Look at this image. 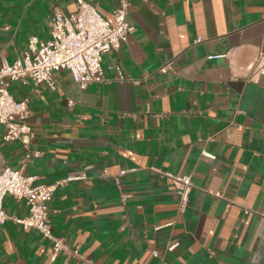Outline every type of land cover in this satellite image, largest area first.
Masks as SVG:
<instances>
[{
  "label": "crops",
  "instance_id": "crops-1",
  "mask_svg": "<svg viewBox=\"0 0 264 264\" xmlns=\"http://www.w3.org/2000/svg\"><path fill=\"white\" fill-rule=\"evenodd\" d=\"M85 1L104 17L119 6ZM128 2L134 31L103 56V82L81 89L65 70L53 75L59 90L9 82L10 95L27 101L30 149L41 155L26 161L0 125V168L48 186L75 177L56 185L48 216L52 235L80 258L55 256L38 231L23 230L14 219L28 207L7 196L0 264H258L264 0ZM55 9L72 15L76 1L0 0V63H12L31 37L47 41ZM166 174L191 179L183 212Z\"/></svg>",
  "mask_w": 264,
  "mask_h": 264
},
{
  "label": "built area",
  "instance_id": "built-area-1",
  "mask_svg": "<svg viewBox=\"0 0 264 264\" xmlns=\"http://www.w3.org/2000/svg\"><path fill=\"white\" fill-rule=\"evenodd\" d=\"M75 1L76 12L72 15H65L59 9L53 11L49 20L50 38L47 41L31 37L26 50L12 63L4 60L0 63V125L4 128L3 141L19 142L25 150L26 161L38 158L41 153L30 149L33 133L26 122L27 101H17L10 95L9 82L27 84L32 81L35 85L45 84L50 89L59 90L53 75L65 70L70 72L81 89L91 83H101L104 81L101 66L103 56L110 51H117L134 31L126 21L128 0H119V6L107 17L85 0ZM167 69L166 65L159 72L164 73ZM255 71L264 75V53L259 55ZM117 73L119 80H122L118 68ZM72 106L70 101L68 107ZM204 156L215 159L208 153H204ZM124 174L125 171H121L119 176ZM165 176L175 186L179 195L178 210L183 212L193 188L191 179L170 174ZM73 179L75 177H69L56 185ZM56 185L41 184L39 177L24 176L7 166L0 168V225L9 219L3 208L4 199L10 196L16 201H24L28 207V216L21 220L14 219L23 230L38 231L44 239L50 241L55 256L80 258L76 249L69 248L62 238L54 237L51 232L48 204ZM153 255L157 256V253L154 252Z\"/></svg>",
  "mask_w": 264,
  "mask_h": 264
},
{
  "label": "water",
  "instance_id": "water-1",
  "mask_svg": "<svg viewBox=\"0 0 264 264\" xmlns=\"http://www.w3.org/2000/svg\"><path fill=\"white\" fill-rule=\"evenodd\" d=\"M258 264H264V250H263V253L261 254V258Z\"/></svg>",
  "mask_w": 264,
  "mask_h": 264
}]
</instances>
